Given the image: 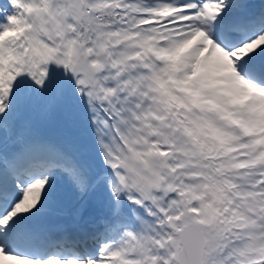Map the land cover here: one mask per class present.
<instances>
[{"label": "snow or ice", "instance_id": "1", "mask_svg": "<svg viewBox=\"0 0 264 264\" xmlns=\"http://www.w3.org/2000/svg\"><path fill=\"white\" fill-rule=\"evenodd\" d=\"M0 264H264V0H0Z\"/></svg>", "mask_w": 264, "mask_h": 264}]
</instances>
